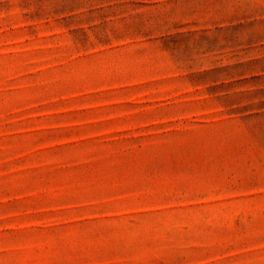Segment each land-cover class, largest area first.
<instances>
[{"label":"rangeland","instance_id":"1","mask_svg":"<svg viewBox=\"0 0 264 264\" xmlns=\"http://www.w3.org/2000/svg\"><path fill=\"white\" fill-rule=\"evenodd\" d=\"M0 264H264V0H0Z\"/></svg>","mask_w":264,"mask_h":264}]
</instances>
